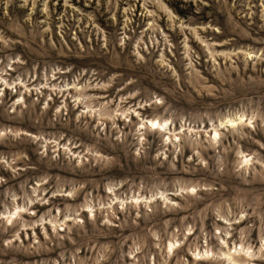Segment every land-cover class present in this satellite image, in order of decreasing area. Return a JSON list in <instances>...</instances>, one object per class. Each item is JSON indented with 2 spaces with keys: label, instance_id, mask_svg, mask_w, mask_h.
<instances>
[{
  "label": "rangeland",
  "instance_id": "374dc122",
  "mask_svg": "<svg viewBox=\"0 0 264 264\" xmlns=\"http://www.w3.org/2000/svg\"><path fill=\"white\" fill-rule=\"evenodd\" d=\"M0 264H264V0H0Z\"/></svg>",
  "mask_w": 264,
  "mask_h": 264
},
{
  "label": "bare ground",
  "instance_id": "6f19581e",
  "mask_svg": "<svg viewBox=\"0 0 264 264\" xmlns=\"http://www.w3.org/2000/svg\"><path fill=\"white\" fill-rule=\"evenodd\" d=\"M151 124L153 123L152 121L150 122ZM155 124V123H154ZM153 125V124H152ZM152 127V126H151ZM155 127V126H154Z\"/></svg>",
  "mask_w": 264,
  "mask_h": 264
}]
</instances>
